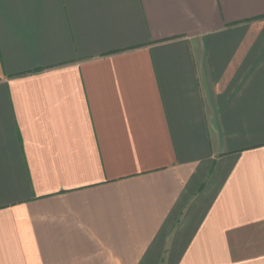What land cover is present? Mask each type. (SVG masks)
I'll return each instance as SVG.
<instances>
[{
  "label": "crops",
  "instance_id": "crops-1",
  "mask_svg": "<svg viewBox=\"0 0 264 264\" xmlns=\"http://www.w3.org/2000/svg\"><path fill=\"white\" fill-rule=\"evenodd\" d=\"M0 264H264V0H0Z\"/></svg>",
  "mask_w": 264,
  "mask_h": 264
}]
</instances>
